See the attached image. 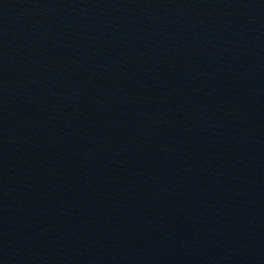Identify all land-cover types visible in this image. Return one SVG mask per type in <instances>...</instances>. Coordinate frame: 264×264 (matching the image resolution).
Returning a JSON list of instances; mask_svg holds the SVG:
<instances>
[{"label": "water", "instance_id": "water-1", "mask_svg": "<svg viewBox=\"0 0 264 264\" xmlns=\"http://www.w3.org/2000/svg\"><path fill=\"white\" fill-rule=\"evenodd\" d=\"M0 264H264V0H0Z\"/></svg>", "mask_w": 264, "mask_h": 264}]
</instances>
